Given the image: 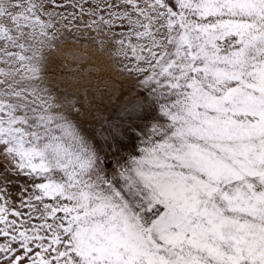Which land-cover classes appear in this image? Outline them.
Wrapping results in <instances>:
<instances>
[{
  "label": "snow or ice",
  "instance_id": "6c2138e0",
  "mask_svg": "<svg viewBox=\"0 0 264 264\" xmlns=\"http://www.w3.org/2000/svg\"><path fill=\"white\" fill-rule=\"evenodd\" d=\"M0 264H264V0H0Z\"/></svg>",
  "mask_w": 264,
  "mask_h": 264
}]
</instances>
